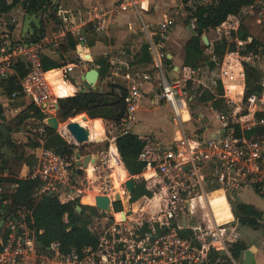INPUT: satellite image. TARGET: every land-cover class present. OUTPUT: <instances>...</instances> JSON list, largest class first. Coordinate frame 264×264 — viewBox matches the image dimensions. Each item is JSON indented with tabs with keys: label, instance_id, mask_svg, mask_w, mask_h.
Wrapping results in <instances>:
<instances>
[{
	"label": "built area",
	"instance_id": "obj_1",
	"mask_svg": "<svg viewBox=\"0 0 264 264\" xmlns=\"http://www.w3.org/2000/svg\"><path fill=\"white\" fill-rule=\"evenodd\" d=\"M49 1L51 5L47 10L59 20L49 35L29 42L0 33V79L11 71L13 59L19 58L28 66L27 74L20 80L19 102L23 106L13 107L16 112L21 109L31 111L30 108L35 106L42 109L41 113L55 110L59 97L52 92L41 59L46 48L58 49L61 39L68 34L74 38L75 62L59 69V78L66 80L77 65L92 61L87 30L105 31L110 16L129 5H136L134 1H118L110 10L93 6L77 22L69 11L56 6V0ZM180 1L188 10L214 0ZM247 13L257 24L264 26V0H253ZM174 24V19L166 17L157 23L154 32L146 30L150 54L160 70V99L169 107L176 133L168 145L152 135L140 137L143 147L137 159L143 169L134 177L146 182L149 193L131 201L125 181L122 182V193L117 191L114 170L108 164L111 153L108 161L98 160L90 154L95 160L88 161L87 165H92V174H89L87 166L77 164L76 152L70 158L61 157L51 149L39 146L34 149V168L25 175L38 181L39 196L55 195L61 203L78 201L84 204L82 198L91 195L93 206L95 196H106L112 207V212L108 213L109 223L96 234L94 247L61 252L57 242L47 247L39 246L31 211L9 212L8 198L3 196L4 189L0 186V264H242V253L249 246L238 255L234 254L235 246L244 245L245 240L230 199L240 190L252 189L264 201V74L255 82L256 89L246 93V68L255 67L261 59L262 49L250 50L247 47L250 39L239 38L240 22L235 15L227 16L210 30L212 38L207 36L208 45L219 39L226 42L215 79L220 85V93L215 94L214 103L211 100L209 104L219 126L213 137H203L196 131L189 136L185 129V124L191 121L188 103L201 83L194 78L193 68L187 70L185 77L172 81L162 71V62L167 56L168 31ZM188 29L194 34V18L189 21ZM120 69V66H114L115 72ZM125 77L128 79L125 112L117 122H111L114 133L109 131V142L116 148L118 161L121 159L116 139L132 133L140 99L139 77L130 74ZM148 78L146 74L141 76L142 80ZM190 81L192 85H189ZM15 98L14 93L12 99ZM202 117L199 114L198 123ZM59 134L66 139L61 132ZM6 175L7 172L2 176ZM11 186L15 187V184ZM215 192L224 196L231 211V217L221 222L216 220L210 206L209 196ZM115 195L120 198L118 210L114 209ZM197 204L207 210L205 221L190 225L188 219L193 218ZM258 211L257 228L263 232L264 244V208ZM254 264L262 263L254 259Z\"/></svg>",
	"mask_w": 264,
	"mask_h": 264
},
{
	"label": "trees",
	"instance_id": "obj_2",
	"mask_svg": "<svg viewBox=\"0 0 264 264\" xmlns=\"http://www.w3.org/2000/svg\"><path fill=\"white\" fill-rule=\"evenodd\" d=\"M253 0H214L206 5H196L188 9V16L185 20L186 24L194 18L196 21V29L194 34L189 38L185 44L186 60L185 62L191 68L197 67L196 63H191L193 56L200 55L195 61H200L202 57V50L208 47L212 50V55L220 59L226 48L224 39L215 40L211 45L205 46L202 41V35L220 25L229 15H235L239 22L238 36L241 40L250 39L247 45L250 50L257 52L260 48L264 49V26L255 22V19L247 13V9L252 5ZM19 4V0L8 2L7 0H0V14L9 12L13 7ZM51 5L49 0H22L21 6L26 15H34L39 17L40 14L49 16L47 8ZM53 16V15H52ZM41 21V19H39ZM45 29L43 26L35 28L34 34L29 42H36L44 35ZM75 40L68 34L61 39L58 49L53 51L57 54L58 59L42 54L43 70L49 71L52 69H59L70 62H74V58L68 55L74 52ZM141 55L143 59L151 61L152 57L148 48V42L141 48ZM170 61L165 58L164 64ZM190 63V64H189ZM105 66V65H104ZM107 67L103 68L105 73ZM28 66L26 63L17 58L11 61V71L6 77L0 79V89L8 98H12V94H16V98L12 99L17 105H20L19 98L21 97L20 80L27 74ZM59 70H52L47 73L46 77L49 79L52 86L60 87L64 83L59 76ZM99 75L101 71L99 70ZM246 93L256 89L255 82L261 76L259 71L252 66L246 68ZM68 84V83H67ZM107 90L103 89H85L77 91L74 95L64 98H58L57 115L60 119L66 120L70 117H80L83 113L87 114L91 120H96L101 123L103 134L104 118L111 122H117L125 112L124 98L127 93L126 89L119 85L110 84L106 86ZM220 88V85H219ZM84 89V88H82ZM118 90V91H115ZM208 99H212L213 95L209 94ZM31 111L36 112L37 119H43L42 111L37 107L30 108ZM58 119V118H57ZM94 123L96 141L99 140V126ZM36 122L25 123L23 128L26 129L27 136H36L37 131L33 126ZM32 128H28V126ZM42 132L38 133V140L32 145L26 142L22 145L27 147L43 146L51 149L61 157L70 158L75 154V147L70 144L59 132L42 125ZM28 128V130H27ZM10 129V128H9ZM30 131V132H29ZM1 134V133H0ZM101 134V129H100ZM29 138V137H28ZM27 138V139H28ZM12 141L7 142V148H13ZM116 147L121 161L130 175H137L143 169L142 163L138 161V155L143 147V141L135 134L129 133L120 136L116 139ZM116 150L115 147H113ZM0 152L1 148H0ZM1 155V154H0ZM6 155V154H5ZM34 158L30 157L28 164L31 173L34 168ZM4 167H0V186L4 189L5 198H8V211L15 213L18 210L31 211L36 228L37 241L43 247H47L52 242L59 243L61 252H69L71 250H80L83 247H94L97 243V235L90 231L88 225L91 221L90 217L97 214V208L93 205H82L78 201H70L61 203L55 195L39 196L37 188L38 181L29 177H18L12 173H7ZM15 184V187L11 185ZM135 188L131 194V201H135L137 197L148 194L149 190L146 188V182L142 179L139 182H134ZM212 203V202H211ZM234 216L239 220L240 224L246 227L257 228V217L260 212L252 205L232 201ZM79 206L80 210H76ZM121 208L120 203L114 205V209ZM73 225H78L73 227ZM245 246L238 244L234 248V254L238 255Z\"/></svg>",
	"mask_w": 264,
	"mask_h": 264
},
{
	"label": "crops",
	"instance_id": "obj_3",
	"mask_svg": "<svg viewBox=\"0 0 264 264\" xmlns=\"http://www.w3.org/2000/svg\"><path fill=\"white\" fill-rule=\"evenodd\" d=\"M7 1L10 3V2H13L14 0H7ZM118 1H123L125 3L134 1L136 5L135 6L129 5L125 10L120 11L118 14H113L112 16H110L108 19L107 27L105 31L94 32L90 29L87 30V34L89 38L90 56H91L92 61L88 64L77 65L73 69L72 73L69 74L72 82L68 80L60 79L59 76L58 78L61 81L66 82L64 84L68 83L72 86L73 91L70 94L71 96V95H74L80 89L84 88L83 76L86 73V71L90 69V65L93 66L95 69H97L98 72L99 70L101 71V75H99L98 77L99 79H104L105 81H109L110 84L119 85V86L124 87L125 89L128 84V79L125 77L126 74L139 77V79L141 80L140 99L138 102L139 105H138V110L136 113V119L132 126L131 132L137 135L139 138L149 136V135L155 136L158 139H160L163 143L168 145L176 137L175 128L173 124L171 125L174 131L171 135H168L167 137L158 135V133L155 134L154 132L150 131V129H148L150 125V120H151L150 115L148 113L151 111L153 112L154 110L158 109L161 105L166 104V103L160 99V93H159L160 91L159 71L160 70L159 68L155 66L153 58L151 61H147V62L143 59L141 55V48L144 44H142L143 43L142 36H140L138 33L141 31L146 32V30H148L150 33L154 32L156 30L157 23L160 22L162 19L168 17L165 13L168 10L169 5L176 3V0H56L55 4L56 6H59L61 9L69 11L75 17V20L78 22L85 17L88 9H90L91 7L97 6L105 10H110L114 6V4L117 3ZM21 2L22 0H19V4L13 7L9 12L5 14H0V33L2 34L8 33L11 36V38L14 40L28 41V40H31V37L34 34L35 28L32 31H28L27 34L25 35H22L21 32L19 31V35L17 36L15 34V31L17 29V26H16L17 19L15 17L9 18V16L17 12H22L21 17H24L26 15L21 6ZM62 4H64V7L61 6ZM180 4H181V1H180ZM132 8L135 9V11L138 13L140 17H143V15L145 14L147 21L145 22L142 19L143 20L142 28H138L134 26V24L129 20L130 18L129 13H125V12H128V10L130 11ZM156 13L159 14L158 15L159 18L157 19L154 18ZM39 19H41V21H39L40 22L39 26H43V28L45 29L44 35L45 34L49 35L53 31L55 26L59 23L58 17H56L55 14H52L50 12H49V16L41 13L39 16ZM149 22L150 23L156 22L154 25L153 31H150L148 29ZM181 22H182L181 23L182 26L179 27L177 30H175L174 32L168 31L167 49H170L171 52L167 53L166 58L170 62L166 65H163L164 60L162 62L163 73L168 78H171V79L185 77L184 75L187 73V70L191 68L190 65H188L185 62L186 52H185L184 47H185L186 42L193 35V33L188 29V26L185 27L183 20H181ZM137 46H139L138 49L133 50ZM44 54L52 57L53 59H58V56L53 51V48H46L44 50ZM71 54H74L75 56V53L71 52L68 55V57L69 56L71 57ZM198 57H200V55L198 54L195 57L193 56V60L191 63L198 62V61H195L196 59H198ZM70 63H74V62H70ZM104 65L107 67V70L105 73H103V68L105 67ZM115 65H118L121 68L118 72H115L114 70ZM263 68H264V65H263ZM59 69L57 68V69H52V70L54 71V70H59ZM52 70H49V71L52 72ZM49 71H47L46 73H49ZM143 74L148 75L149 78L147 80H142L141 76ZM56 88L57 87H55L54 90ZM115 91H118V90H115ZM67 96L68 95L65 94L64 96L62 97L60 96L59 98H64ZM166 106L168 109V118L170 119V110L167 104ZM91 122H95L98 124V126H100L101 140H102L103 134H102L101 123L96 120H91ZM214 122L216 126L213 129L211 128L212 130H210L207 127H203L200 133L201 135H203V137L208 138V137H213L216 135V131L218 129L219 124L216 119L214 120ZM144 129H148V131ZM21 131H22L21 129L15 130L10 127L11 138L9 141L15 142V140H18V141L23 140V139H20L22 138ZM142 131L144 132L141 133ZM208 131H211L212 134L207 136L206 132ZM29 147L30 146H27L24 148L29 149ZM113 147L114 146L112 145L111 154L113 152L112 151ZM33 151L34 149L30 148V152L32 153ZM27 173H28V166L25 167V172L23 176H21V178L25 177ZM113 176L117 177L115 170H114ZM117 181H118V178H117ZM233 197H235L237 201L252 205L257 210H262L264 208L263 199L259 197L257 193L253 191L252 189L240 190ZM214 200L216 201L217 199H214ZM243 235H246V234L243 233ZM254 247L256 249L253 252V255H254L253 257L256 262L260 263L257 259V256L260 254L264 258L263 239L261 240L260 243L258 242L257 245ZM262 264H264V262Z\"/></svg>",
	"mask_w": 264,
	"mask_h": 264
},
{
	"label": "rangeland",
	"instance_id": "obj_4",
	"mask_svg": "<svg viewBox=\"0 0 264 264\" xmlns=\"http://www.w3.org/2000/svg\"><path fill=\"white\" fill-rule=\"evenodd\" d=\"M61 6L64 7V4H62ZM149 9H151V8H149ZM21 13L22 12L13 13L11 16H9V18L15 17L17 19V24H16L17 29L15 31V34L17 36L19 35V31L21 32L22 35H25V34H27L28 31H32L34 28H38L40 25L39 17H36L34 15H25L24 17H21ZM125 13H129V16H130L129 20L134 24V26H136L138 28L143 27V20L145 22L147 21L145 14L143 15V17H140L138 15V13L135 11V9H133V8L130 11L128 10V12H125ZM165 14L168 17H172L176 22L175 25L170 27L169 32L170 31L174 32L179 27H181L182 26L181 20H183L185 27L188 26V24L185 23V20L188 16V10L185 9L180 4L179 0H176V3L170 4L169 8ZM158 15L159 14L156 13L154 18L155 19L159 18ZM6 18H8V17H6ZM155 23L149 22V28L148 29L150 31L154 30ZM138 34L140 36H142V40H143L142 44H146V40H147L146 39V37H147L146 32L141 31ZM204 35L212 38V33L210 31L204 33ZM205 46H208V45H205ZM138 47L139 46H137L133 50L138 49ZM166 52L170 53L171 51H170V49L166 48ZM71 58H74V62H75L74 54H71ZM219 63H220V59L214 57L212 55V53L210 52L208 47H204L202 50L201 60L196 63L197 67L193 68L195 70L194 78H196V80L198 79L201 84L198 85V88L195 91L196 92L195 96L188 103L190 113H191V121L189 123L185 124V129H186L187 135H189V136L194 131H196L197 133L200 134L203 127H207L210 130H212L216 126L215 122H214L215 116L210 111V107H209V103H211V100L213 98L209 100L208 95L211 94L214 96L215 94L220 93L218 81L215 80L216 75L218 73ZM163 65H166V64H164V62H163ZM263 65H264V49L261 52V59L255 65V68L259 71V73L261 75L264 74ZM90 68H94V67L90 65ZM66 80L72 82L70 76H68ZM103 80L104 79L98 78V80L95 84V89L107 90L106 86L109 87L110 82L105 81V80L103 81ZM170 80L172 81L171 78H170ZM189 85H192L191 81L189 82ZM72 91H73V88L70 84H63V86L57 87L54 90V93L57 97H60V96L62 97L65 94L70 96ZM159 93H160V91H159ZM212 102H213V100H212ZM0 103L3 105L4 113L6 115V120H5L4 124L7 125L9 128L11 127L12 129H15V130L21 129L22 130L21 131L22 132V135H21L22 138H20V139H23L20 141L15 140V142H13V145H15L13 148H10V149L7 148L4 152H2V153L0 152V154H1L0 155V167H4L7 173L9 172V173H12L14 175H18L21 177V176H23V174L25 172V167H27V166L29 167V165H26V164H28L30 157H34V151L31 153L30 148H33V149L37 148V147H32V145L38 140V138H39L38 133L42 132V130H43L41 128V127H43L42 125L46 126L44 119H47L50 116H56L58 118L59 128H60V126L62 124L73 120V118L75 116L70 117L66 120H62L58 117L57 111L52 112L49 110V111H46L45 113L42 114L45 116L43 119L38 120L37 119L38 116H37L36 112H34V111H26L23 109H21L20 112L19 111H17V112L13 111V107L17 106V103L14 102L12 100V98L11 99L8 98V96L4 94L2 89H0ZM21 106H23V105L21 104ZM83 114H85V113H83ZM148 114L150 115V119H151L150 125L148 127V129H150V131L154 132L155 134L158 133V135H161L164 137H167L168 135H171L173 133L174 129L171 125L172 124L171 120L168 118V109H167L166 104L161 105L158 109L154 110L153 112L151 111ZM199 114H202L203 117L201 118V121L198 123L197 119L199 117ZM87 117H88V119L90 118L88 115H87ZM185 118L188 119L187 116ZM90 119H89V121L91 122ZM98 119H101V121L103 122L102 140H101V134H100L101 128L99 126V131H98L99 140H98V142L85 144L81 148H77L74 145L73 146L75 147L76 153L80 152L81 155L94 154L98 158V160L108 161V159L110 158L109 154L111 153V147H112V145H110L111 143L109 142V140H110L109 131H113V133H114V130L111 128V121L110 120H107L104 118H98ZM27 121H28V123H31V121L36 122V124L33 126L34 128L37 129V131H34V132H38V133H36V136H34V133H32L33 135H31V138H30V136H27L26 129L23 128V125L25 123H27ZM28 128H32V126L30 125V126H28ZM28 128H27V130H28ZM148 129H144V130L148 131ZM56 131L58 132L59 130H56ZM143 132L144 131H142L141 133H143ZM211 134H212L211 131L206 132L207 136L211 135ZM26 140L28 141V143L32 144V145H30L29 149L24 148L22 146L26 142ZM112 151H113V149H112ZM34 161H35V159H34ZM108 164L110 165V161L108 162ZM29 169H30V167H29ZM112 170H115V167L112 168ZM81 174H82V172H81ZM119 177H120L119 174H117V177L114 176V178H115L114 181H117V178L119 179ZM129 178L133 179V181L135 183L142 180V178H135L134 175H130L127 172L126 180ZM140 197H137L136 200H139L138 198H140ZM232 201H237V199L235 197H233L230 199V202H232ZM211 202H212L211 206L213 207V209L215 211L218 222L224 221V220L231 217V216H229V214L227 212V203L224 200V197L222 198V200H216V201L211 199ZM82 205H90V204H82ZM231 208H232V205H231ZM232 210H233V208H232ZM206 213H207L206 208H204V207L200 208V206L197 204L195 206L194 211H193V214H194L193 218L189 217V219H188L189 224L191 225V224H193V222H195L196 224L203 223L205 221L204 217H206L205 216ZM90 219H91V221H90L88 227H89L90 231H92L94 234H98L102 230V228H104L109 223V215L105 212L100 211L99 209H97V214L92 215L90 217ZM239 227H240L239 230L242 233V238H243V240H245V241H243L244 246H249V248H251L252 246H256L257 243L258 242L260 243L261 240L263 239V232H262L261 228H251V227H246L243 225H240ZM243 233L246 235H243ZM257 259L260 263L264 262V258L260 254L257 256Z\"/></svg>",
	"mask_w": 264,
	"mask_h": 264
},
{
	"label": "water",
	"instance_id": "obj_5",
	"mask_svg": "<svg viewBox=\"0 0 264 264\" xmlns=\"http://www.w3.org/2000/svg\"><path fill=\"white\" fill-rule=\"evenodd\" d=\"M202 41L204 42L205 45H208V38L206 35L202 36ZM99 77V72L95 68H90L86 71V73L83 76V81H84V89H80L79 91H83L85 89H95V84L98 80ZM59 108L58 103L55 105V110L57 111ZM83 119L87 118L86 114L82 115ZM6 120V115L4 113V107L0 103V147L1 151L4 152L7 149V142L11 138V132L10 129L7 125L4 124ZM45 124L47 127H49L52 130H59L58 132H61L67 140L70 141V144L76 146L77 148H81L85 144H90V143H95L94 140L92 141L90 139V132L89 129L86 126L81 125L78 121L75 119L68 121L64 124H62L59 128V121L56 116H50L45 120ZM59 128V129H58ZM75 157L78 159V165H81L83 167H86L88 164V161L90 160L93 162L95 158L91 156L90 154H87L83 156L82 162L81 160V153L77 152L75 154ZM125 188L129 194H132L135 188L134 181L133 179H127L124 183ZM120 201L119 195H115V203H118ZM114 204V203H113ZM95 207L101 211H104L105 213H111L112 212V207L110 205V200L108 197L103 196V195H97L95 196ZM76 210H80V207L77 206ZM78 226V225H73V227ZM40 246L41 243H38ZM255 247L252 246L251 248L245 250L242 253V264H254V255L253 252L255 251Z\"/></svg>",
	"mask_w": 264,
	"mask_h": 264
},
{
	"label": "bare ground",
	"instance_id": "obj_6",
	"mask_svg": "<svg viewBox=\"0 0 264 264\" xmlns=\"http://www.w3.org/2000/svg\"><path fill=\"white\" fill-rule=\"evenodd\" d=\"M46 75H47V73H46ZM52 88H53V94H54V88L55 87L52 86ZM35 107H37V106H35ZM37 108H39V107H37ZM39 109L42 111L41 108H39ZM75 120L78 121L81 125L86 126L89 129V132H90V139L92 141L94 140V142H97L96 141V135H95L94 123L90 122L88 117L86 119H83L82 116L76 118ZM60 127H62V126H60ZM116 153H117L116 150H113V152L111 154L112 158L110 160V166L113 167V168L115 167V173L119 174V176H120L118 181H114V185H115V188H117V191L119 193H122V182L126 180L127 172H126V169H125L124 165L121 163V161H118L116 159V157H115ZM86 170L88 171L89 174H92V165L91 164L87 165ZM223 197L224 196H222L221 194H218L217 192L211 194L209 196L210 206H211V199H213V200L214 199L222 200ZM225 201H226V199H225ZM82 203L93 205L92 196L91 195L84 196L82 198ZM226 203H227V201H226ZM212 210L214 212V216L216 217V214H215V211H214L213 207H212ZM227 212H228L229 216H231V211L229 210L228 203H227ZM216 220L218 221L217 217H216Z\"/></svg>",
	"mask_w": 264,
	"mask_h": 264
}]
</instances>
